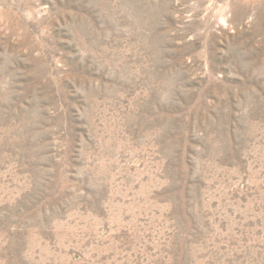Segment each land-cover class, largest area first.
<instances>
[{"label": "rangeland", "instance_id": "1", "mask_svg": "<svg viewBox=\"0 0 264 264\" xmlns=\"http://www.w3.org/2000/svg\"><path fill=\"white\" fill-rule=\"evenodd\" d=\"M0 264H264V0H0Z\"/></svg>", "mask_w": 264, "mask_h": 264}]
</instances>
